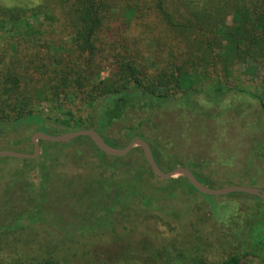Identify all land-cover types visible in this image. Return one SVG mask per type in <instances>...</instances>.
Instances as JSON below:
<instances>
[{
    "label": "rangeland",
    "instance_id": "1",
    "mask_svg": "<svg viewBox=\"0 0 264 264\" xmlns=\"http://www.w3.org/2000/svg\"><path fill=\"white\" fill-rule=\"evenodd\" d=\"M56 1L0 0V5L27 20L28 8L38 6H54L53 13L62 17V8L72 0L66 5ZM234 4L107 0L102 26L90 39L92 53L87 50L81 59L86 78L102 88L125 64L137 68L141 85L154 89L177 66L197 71L200 77L193 79L199 93L184 100L185 88L173 82L166 90L169 103L128 112L106 137L117 148L143 138L159 150L162 170L187 167L208 187L242 185L264 192V106L244 92L259 93L264 100V69L226 60L225 43L213 28L231 23ZM39 19L61 45L75 44L65 16ZM20 23L12 33L0 29V83L8 78L15 87L28 88V68L34 70L38 59L32 51L35 39L30 40L34 34L28 36V26ZM17 72L27 75L18 85ZM90 88L70 100L53 93L39 102V118L4 125L0 149L31 153L35 131L77 130H52L60 126L53 118L62 116L56 107L84 117L90 111L85 103ZM84 123L79 129L90 128ZM79 137L40 140L35 158L0 156V264H218L230 256H238L239 264H261L243 246L246 238L264 233V200L243 192L201 194L169 184L147 166L139 146L115 159L101 153L89 136Z\"/></svg>",
    "mask_w": 264,
    "mask_h": 264
},
{
    "label": "trees",
    "instance_id": "2",
    "mask_svg": "<svg viewBox=\"0 0 264 264\" xmlns=\"http://www.w3.org/2000/svg\"><path fill=\"white\" fill-rule=\"evenodd\" d=\"M65 2L66 0H63V5H66ZM55 3L59 4L56 0ZM51 7L53 8L44 6L43 8L41 6L28 8L30 14H28L27 20L25 16L13 12L12 8H5L0 5V29L8 34L12 33L15 30L14 27L21 24L20 22L26 23L28 36L34 34L30 40L35 39L32 51L38 59L32 66L34 70L31 71L28 68V88L21 85L19 88L18 86L15 87L9 83L8 78L0 83V132L4 125L20 123L19 120L24 117L36 115L39 118V102L48 99L49 95L63 93L65 99L70 100L77 97L82 89L90 85L92 88L88 91L85 101L90 111L81 117L77 116L72 109H63L61 106H57L56 109L61 111L62 116H57L53 120L58 122L60 126L54 127L52 130L79 129L85 125L84 121H88L89 127L95 129L108 145L117 148L118 145L106 137V131L128 112L141 109L153 110L166 105L171 100V94L166 90L173 82L179 84V87L185 88L184 100H188L192 95L200 92L195 86L196 80L193 79L195 76L196 78L200 77L197 75V71L190 70L188 72L189 70L183 66H177L176 72L163 75L160 83L154 89L141 85L140 78L136 74L137 68L125 64L118 66L117 71L108 78L110 83L102 88L100 82H92L86 78L85 68L82 64L84 60L81 58L87 50L92 53L93 44L90 39L96 35L102 26L107 0H72L67 7L62 8L63 16L70 20L75 35V44L68 47L56 41L57 35L54 30L50 29L47 24L45 25L46 28L43 27V19L41 21L39 19L40 15L47 21L52 20V18L58 21L62 19L63 16L53 13L54 6ZM31 18H34L33 23L30 22ZM213 28L225 43L222 53L226 60L237 59L250 62L260 65L264 69V0H235L231 10V23H217ZM47 37L52 40H47ZM42 47H45L44 51H42ZM31 63L33 64V62ZM225 67L227 68V65ZM191 72H195V74ZM17 74L20 76V79H15L17 85L19 81L27 79L26 73L17 72ZM114 81L119 83L115 85ZM216 83L215 93L218 97L221 85L220 81ZM261 87H263L262 92L264 93V83ZM244 92L250 97L256 98L261 106H264V100L259 93ZM48 118H51L49 114ZM42 128L43 130L47 129L45 125ZM39 143L41 146V142ZM150 146L158 163L159 150L153 144ZM101 153L103 152L101 151ZM113 157L118 159V156ZM147 166L149 167L148 164ZM192 172L201 182L202 179L198 174L193 170ZM165 182L187 185L199 192L184 176L170 178ZM131 191L136 194V190L131 189ZM249 240H251L250 237L246 238L245 246H243L245 252L264 264V233L256 236L255 240H251L253 243ZM239 262L238 256H230L218 264H239Z\"/></svg>",
    "mask_w": 264,
    "mask_h": 264
},
{
    "label": "water",
    "instance_id": "3",
    "mask_svg": "<svg viewBox=\"0 0 264 264\" xmlns=\"http://www.w3.org/2000/svg\"><path fill=\"white\" fill-rule=\"evenodd\" d=\"M79 136H89L95 143L97 148L103 153L111 156H124L129 153L135 146H139L143 152L145 160L153 173L158 177L168 180L173 178L175 174L186 177L188 182L199 192L207 195H224L233 192H243L258 196L264 200V192L256 187H247L242 185H230L222 188H211L202 184L194 175L192 170L184 166H177L169 171L162 170L152 153L150 144L143 138H133L129 143L121 148H114L108 145L102 137L93 128L77 129L72 131L63 132L60 134H51L43 131H35L31 136V142L33 144V151L31 153L18 152L8 149H0V156L12 157V158H35L40 154V140L50 142H66Z\"/></svg>",
    "mask_w": 264,
    "mask_h": 264
}]
</instances>
